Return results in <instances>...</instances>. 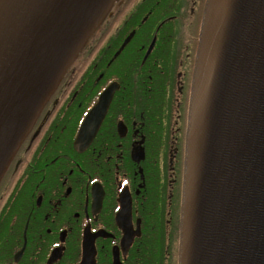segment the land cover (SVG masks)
Listing matches in <instances>:
<instances>
[{"label": "flooded vegetation", "instance_id": "flooded-vegetation-1", "mask_svg": "<svg viewBox=\"0 0 264 264\" xmlns=\"http://www.w3.org/2000/svg\"><path fill=\"white\" fill-rule=\"evenodd\" d=\"M206 2L116 1L0 182V264H179Z\"/></svg>", "mask_w": 264, "mask_h": 264}, {"label": "water", "instance_id": "water-1", "mask_svg": "<svg viewBox=\"0 0 264 264\" xmlns=\"http://www.w3.org/2000/svg\"><path fill=\"white\" fill-rule=\"evenodd\" d=\"M116 1L0 0V182ZM179 264H264V0L206 2Z\"/></svg>", "mask_w": 264, "mask_h": 264}]
</instances>
